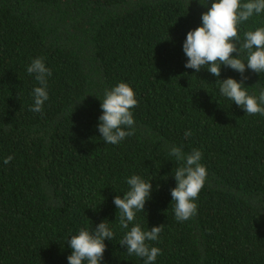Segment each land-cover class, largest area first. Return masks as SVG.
Instances as JSON below:
<instances>
[{
	"label": "trees",
	"instance_id": "1",
	"mask_svg": "<svg viewBox=\"0 0 264 264\" xmlns=\"http://www.w3.org/2000/svg\"><path fill=\"white\" fill-rule=\"evenodd\" d=\"M212 2L0 0V264H68L67 240L101 221L114 239L104 240L100 264H144L119 244L136 224H163L146 242L161 249L154 264H264V116L220 94L217 80L239 82L240 73L185 68L186 34ZM259 27L264 12L242 22L241 40ZM35 58L52 72L41 113L30 110L40 86L27 72ZM244 76L258 96L264 73L246 66ZM120 82L138 106L134 134L112 145L98 118L105 90ZM172 146L199 150L208 174L196 215L183 222L170 192L183 162L169 155ZM133 175L152 192L122 229L113 198L130 190Z\"/></svg>",
	"mask_w": 264,
	"mask_h": 264
},
{
	"label": "clouds",
	"instance_id": "2",
	"mask_svg": "<svg viewBox=\"0 0 264 264\" xmlns=\"http://www.w3.org/2000/svg\"><path fill=\"white\" fill-rule=\"evenodd\" d=\"M264 12V0H213L208 10L201 14V25L189 30L183 43V52L187 57L185 68L199 72L207 66L213 76L219 77L221 65L227 66L241 74L238 82L226 78L220 82L219 92L244 109L247 114L264 116V88L259 95H249L243 81L246 66L255 73H264V27L254 31H245L243 40L240 37V25L251 17ZM236 53V56H233ZM246 54V63L239 57ZM29 75L35 74L40 86L33 89V112L41 113L43 104L49 99L47 92V77L52 75L42 58H35L27 67ZM138 106V100L133 89L124 82L118 83L104 92L101 102L102 115L98 123L100 137L112 145L123 141L134 134V118L132 109ZM128 129V130H125ZM185 138L192 135L185 131ZM177 161H182L174 173L176 186L170 190L172 201H175L174 214L179 222L191 219L197 213L195 201L204 187L207 170L200 163L202 153L193 149L188 155L179 147L172 146L169 152ZM13 159L8 156L3 163L8 164ZM130 190L123 195L115 196L113 203L120 212L119 226L128 229L136 218V213L144 211V205L150 198L152 185L138 175L127 179ZM163 230V224L153 226L150 230H142L136 224L125 233L119 241L126 247L128 255L145 258L144 264H154L161 254L158 247H150L147 241H156ZM114 239V232L108 223L101 221L92 231L79 230L77 235L67 240L71 255L67 257L68 264H100L106 250L104 240Z\"/></svg>",
	"mask_w": 264,
	"mask_h": 264
}]
</instances>
